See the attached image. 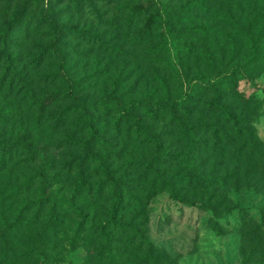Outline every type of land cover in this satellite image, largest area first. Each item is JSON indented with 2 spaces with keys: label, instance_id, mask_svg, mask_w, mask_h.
I'll list each match as a JSON object with an SVG mask.
<instances>
[{
  "label": "trees",
  "instance_id": "16d2710c",
  "mask_svg": "<svg viewBox=\"0 0 264 264\" xmlns=\"http://www.w3.org/2000/svg\"><path fill=\"white\" fill-rule=\"evenodd\" d=\"M257 1L229 0L230 5L242 13L244 7H251V18H248L245 26V23H237V19L229 16L230 12L227 11L221 17L226 25L222 28L206 20L211 7L205 0H178L173 7L156 0H148L146 4L127 0L119 4L123 12L126 38L131 35L132 45L140 47L149 58L156 57L170 72L169 76H161L164 80L154 92L157 97L154 104H151L155 101L152 99L146 101L129 97L125 93L116 94L117 85L113 96H102L97 103L99 106H95L96 101L80 90L81 82L68 69L53 75L60 87L51 94L49 90L42 96L32 94L27 108L35 113L37 122L42 124L44 120L49 121L50 105L59 101L65 106L54 114L56 123L69 122L77 133L85 136L78 138L74 135L79 153L62 172L70 198H58L47 193L49 175L46 167L49 165L36 177L11 187L15 193H27L33 180L39 179L36 196L25 198L13 213L0 217V264H40L47 256L51 239L59 231L65 215L61 211L64 209L71 210L80 218L74 230V241L84 242L87 247L96 243L93 252L97 264H116L121 259H125L124 264H176L148 237V209L158 194L169 193L173 200L188 206L204 205L207 210L214 211L217 218L233 211H244L232 203L227 194L218 192L216 187H226L225 179L205 175L204 171L198 169V155L207 148L199 134L215 130L203 121V115L196 116L198 112L195 105L200 103L201 95L213 96V101H206L205 104L218 113L223 123L247 122L233 115L222 101L226 95L223 90L233 87L231 77H234V71L239 73L238 66L234 64L240 62L239 57H250L248 65L264 64V51H260L264 41V25L260 23L264 22V15L261 14L264 2L259 7ZM69 2L77 10L86 2L91 4L90 0ZM52 9V2L47 3L46 0H17L16 3L14 0L4 1L0 12V68L1 62L4 64L0 74V89L7 81L8 90H12L14 84L21 83L15 59L10 53V49L16 47L15 36L23 38L45 30L48 36L49 33L55 36L54 42H48L41 48L40 55L36 56L34 61L38 64L48 59L49 53L59 55L58 45L64 42L65 31L88 43L104 42L100 36H94L77 26L60 25L52 17ZM231 20L235 22L230 24L228 21ZM196 36L204 43H213L222 53L215 56L214 52L212 57H206L210 79L206 78L207 73L200 70L198 78L194 79L197 82H189L185 90L178 82L181 79L176 76L179 71L174 59L179 61L181 53L192 52L200 41ZM239 36L245 37L248 43L246 47L242 42L240 47L237 46L240 43ZM224 40L229 43L230 54L224 49ZM100 47L103 45L100 44ZM42 77L49 83V72L43 73ZM103 114L111 117L116 129L124 127L132 148H140L144 153L140 161L142 174L138 181L117 177L112 170L110 163L116 154L105 150L107 142L101 136L104 129L101 124ZM147 118L153 123L169 121L173 129L171 136L182 150L180 154L177 147L164 140V131L158 132ZM0 121H6L1 111ZM231 133L238 139L243 136L236 126L231 127ZM37 153L36 146L26 139L0 142V173L13 164L15 157L26 155L24 161L33 162ZM3 200L0 194L1 204ZM83 207H97L98 222H92ZM261 215V224L252 233L245 234L250 238L251 245L264 231V208ZM24 234L27 242L23 248H18L15 239ZM259 246L264 255V240L261 238ZM250 263H253L252 258L244 255V264Z\"/></svg>",
  "mask_w": 264,
  "mask_h": 264
},
{
  "label": "rangeland",
  "instance_id": "374dc122",
  "mask_svg": "<svg viewBox=\"0 0 264 264\" xmlns=\"http://www.w3.org/2000/svg\"><path fill=\"white\" fill-rule=\"evenodd\" d=\"M4 1L0 0V12ZM16 1L14 0L15 3ZM49 1L53 7L52 17L60 25L77 26L94 36H100L104 42L88 43L65 31L64 42L58 45L59 55L49 53V58L38 64L34 61L36 56L40 55L41 48L48 42H54L55 36L50 33L48 36L47 30L31 33L23 38L15 36L16 47L10 49V53L15 59L21 83L14 84L12 90H8L7 81L0 89V111L6 118L5 122L0 121V142L11 143L17 139H26L36 146L38 153L33 162L24 161L26 155L15 157L13 164L0 173V194L4 199L3 204L0 203V217L13 213L25 198L36 196L39 179L33 180L27 193H15L11 187L22 185L26 179L36 177L48 165L47 193L58 198H70L62 172L79 153L74 135L81 138L84 134L77 133L69 122L56 123L54 114L65 106L59 101L50 105L49 121L44 120L42 124L35 120V113L27 108L32 94L42 96L48 90L51 94L60 87L53 75H59L68 69L81 82L80 90L96 101L95 106H99L97 103L102 96H113L117 85L116 94L125 93L129 97L146 101L152 99L155 101L151 104H154L157 100L154 92L164 80L161 76H169L170 73L156 57L149 58L140 47L132 45L131 35L126 38L123 12L119 9V4L127 0H90L91 4L86 2L80 10L74 8L69 0H46L47 3ZM128 1L146 4L148 0ZM156 1L173 7L178 0ZM205 2L211 7L206 20L220 28L226 26L221 17L227 11L230 12L229 16L237 19V23H245V26L248 18H251V7H244L242 13L231 6L229 0ZM257 2V6L261 7L264 0ZM231 7L232 10H229ZM261 14L264 15V11ZM232 21L228 22L231 24ZM260 23L264 25V22ZM196 38L200 39L199 36ZM238 39V47L241 42L245 47L248 45L244 36H239ZM224 42V49L230 54L229 43ZM260 51H264V41ZM214 52L215 56L222 53L213 43H204L200 39L191 53L180 54V62L174 59L179 71L176 76L181 79L178 82L185 90L189 87V82H197L194 79L198 78L200 70L207 73L206 78L210 79L206 57H212ZM239 58L240 62L234 63L238 66L239 73L234 71V77H231L233 87L223 90L226 95L223 96L222 104L228 106L233 115L242 117L247 122L223 123L218 113L205 104L206 101L212 102L214 97L201 95L200 103L195 105L198 112L196 116L203 115V121L210 124L215 132H200L199 137L206 142L207 148L199 153L196 164L205 175L225 179L226 187H216L218 192L227 194L229 200L244 211H233L217 218L214 211L207 210L204 205L188 206L173 200L169 193L158 194L148 209V237L176 264H244V255L252 258L253 263L250 264H264V255L259 246L260 238L264 240V231L252 245L250 238L245 236L261 224V210L264 208V64L248 65L250 57ZM3 66L1 62L0 74ZM198 66H201L200 69ZM45 72H49V83L42 77ZM146 120L154 124L158 132L164 131V140L177 147L180 154L182 150L171 136L173 129L169 121L153 123L148 118ZM101 124L104 126L101 136L107 142L105 150L116 154L110 163L112 170L117 177L138 181L142 174L140 161L144 153L140 148H132L124 127L116 129L110 116L103 114ZM233 126L242 132L240 139L232 135ZM96 208H82L95 223L98 222ZM61 214H65L62 224L57 235L51 239L47 256L40 264H97V257L93 252L96 243L87 247L84 242H75L73 239L76 224L80 220L78 215L67 209L62 210ZM15 241L18 248H23L27 242L26 234L17 236ZM124 263L125 259H121L116 264Z\"/></svg>",
  "mask_w": 264,
  "mask_h": 264
}]
</instances>
